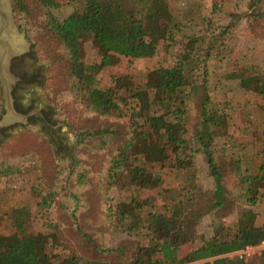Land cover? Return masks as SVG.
<instances>
[{
  "label": "rangeland",
  "instance_id": "rangeland-1",
  "mask_svg": "<svg viewBox=\"0 0 264 264\" xmlns=\"http://www.w3.org/2000/svg\"><path fill=\"white\" fill-rule=\"evenodd\" d=\"M84 1L75 0L68 5L66 0H49L50 7L44 10L35 0H25L30 10L27 14L16 12L12 0L16 24L25 32L31 43L30 52L43 73L38 96L51 112L54 127L41 131L20 122L0 127L10 128L0 143V233L9 237L52 232L53 246L49 251L54 264L72 254L120 264L132 255L138 242H147L143 227L148 214L162 211L184 187H191V176L195 174L200 192L198 208L203 210L210 206L215 181L208 172L206 154L196 153L190 138L178 154L180 161L191 163L189 170L176 167L174 146L168 145L160 156L162 165L146 163L142 156L130 163V167H146V186L132 183L129 170L124 168L115 178L109 176L111 159L131 136L129 108L137 107L136 112L140 113V105L134 101L122 106L126 114L122 118L94 112L74 87L68 54L46 28L49 14L63 21L82 10ZM123 5L151 27L157 19L161 26L165 22L168 33L159 39L156 56L146 59H131L121 53L127 49L122 48L124 42L120 40L116 45L119 60L97 71V87L114 88L124 96L128 89L145 90L150 73L173 67L190 53V75L200 87L190 97L193 117L201 113L206 94L210 98L207 109L222 116L212 150L214 158L219 162L239 159L243 173H258L264 163V94L247 92L238 80L226 76L234 61L264 73V19L254 17L259 14L264 18V2L255 10L249 9L247 0H123ZM160 32H156L157 37ZM81 44L85 64L99 65L101 56L92 37H81ZM207 50L210 57L200 63ZM3 110L0 87V123L6 115ZM154 112L155 108L149 110L150 114ZM137 122L142 126L143 119ZM100 129L111 132L99 138L79 136ZM188 129L184 138L194 133L192 125ZM257 185L259 195H264L263 183ZM49 194L52 196L48 201L42 202ZM260 196L257 204L236 200L227 211L202 216L192 227L193 241L182 248L184 255L201 244L200 235L212 236L214 215L236 223L252 211L256 214L255 225H263L264 196ZM129 203H133V216L123 221L120 214ZM263 252V243L251 247L244 255V263L262 264ZM228 257L236 260L232 254Z\"/></svg>",
  "mask_w": 264,
  "mask_h": 264
},
{
  "label": "trees",
  "instance_id": "trees-1",
  "mask_svg": "<svg viewBox=\"0 0 264 264\" xmlns=\"http://www.w3.org/2000/svg\"><path fill=\"white\" fill-rule=\"evenodd\" d=\"M48 1L35 0V3L46 10L50 7ZM74 1L66 0L68 5ZM247 2L249 9L255 10L264 0ZM15 11L30 13L25 0H15ZM254 17L264 19L259 14ZM46 24L48 35L58 41L69 56L74 87L83 94L94 112L103 116L122 118L126 115L122 106H129L134 101L140 105V113L136 112L137 107L129 108L132 120L131 136L116 150L111 159L109 176L112 174L115 178L118 171L124 168V171L129 170L127 172L131 174L132 183L141 187L146 186L149 184L145 179L146 167L141 165L130 167V163L136 162L137 156H142L146 163L162 165L160 156L168 145L174 146L177 155L176 167L189 170L191 163L180 161L178 154L182 147L189 143L187 139L190 138L194 151L206 154L208 172L215 181L210 206L203 210L198 208L200 192L196 188L195 174L191 176V187H184L179 197L165 204L162 211L148 214L147 223L143 227L146 230L143 237L147 242L145 244L138 242L132 255L120 264H245L244 259L236 257L234 260L228 255L264 242V224L255 225L256 214L252 211H247L236 223H228L226 218L214 215L212 236L200 235L199 246L190 249L185 255L182 251L184 245L193 241L192 227L197 225L202 216L216 214L219 210L227 211L229 204L236 200L257 204L260 196L257 183H263L264 190V163L258 173L248 174L242 172L239 159L219 162L214 158L212 150L219 136V119L222 116L207 109L210 98L206 94L201 103V113L198 117H193L190 97L199 92L200 87L194 84L190 75L193 62L190 60V53L184 55L175 66L150 73L145 90L128 89L124 96L114 88L102 90L97 87V71L101 67H109L118 62L120 51L116 45L121 41L124 42L122 48L127 49L121 53L130 56L131 59L156 56L159 39L165 38L168 33L165 22L161 26L160 20L157 19L152 27L147 25L143 19L137 18L134 12L125 10L123 0H85L82 10L72 13L63 21L49 14ZM156 32H160V37L156 36ZM88 36L92 37L101 56L100 64L90 67L85 64L81 44V37ZM209 53L210 50H207L205 59L199 62H206L205 60L210 57ZM261 72L252 66L234 61L226 78L238 80L241 88L247 92L264 94V73ZM202 90L206 92L205 87ZM151 108H155L153 114L149 113ZM139 118L143 119L142 126L137 122ZM188 125L194 127V133L184 138L189 131ZM109 132L111 131L100 129L94 132L86 131L79 136L99 138ZM157 182H160L158 178ZM262 194L261 199L264 196ZM51 196L52 194L43 197L42 202H47ZM124 206L120 214L123 221L133 216V203ZM52 236V232L22 236L13 234L9 237H4L0 233V264H54V256L49 251V247L53 246ZM262 260L264 264V252ZM57 263L113 264L102 260L83 259L74 254L59 258Z\"/></svg>",
  "mask_w": 264,
  "mask_h": 264
},
{
  "label": "water",
  "instance_id": "water-1",
  "mask_svg": "<svg viewBox=\"0 0 264 264\" xmlns=\"http://www.w3.org/2000/svg\"><path fill=\"white\" fill-rule=\"evenodd\" d=\"M30 48L25 32H21L16 24L12 0H0V87L6 110L0 127L14 122L27 124L28 115L20 114L14 108L12 90L19 79L10 68L13 59L30 52Z\"/></svg>",
  "mask_w": 264,
  "mask_h": 264
},
{
  "label": "flooded vegetation",
  "instance_id": "flooded-vegetation-1",
  "mask_svg": "<svg viewBox=\"0 0 264 264\" xmlns=\"http://www.w3.org/2000/svg\"><path fill=\"white\" fill-rule=\"evenodd\" d=\"M36 64L31 52L13 59L11 73L19 80L13 85L12 95L15 110L28 115L27 124L23 126L36 127L44 131L53 128L54 125L52 114L38 96V89L44 79L41 68ZM9 130L10 128H0V140L9 135Z\"/></svg>",
  "mask_w": 264,
  "mask_h": 264
},
{
  "label": "built area",
  "instance_id": "built-area-1",
  "mask_svg": "<svg viewBox=\"0 0 264 264\" xmlns=\"http://www.w3.org/2000/svg\"><path fill=\"white\" fill-rule=\"evenodd\" d=\"M264 244V242H263ZM251 250V247H248L247 249L243 250V251H239V252H235L233 253L232 255L236 256V257H239L240 259H243L244 258V255Z\"/></svg>",
  "mask_w": 264,
  "mask_h": 264
}]
</instances>
